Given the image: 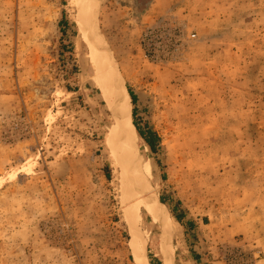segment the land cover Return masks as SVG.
Returning <instances> with one entry per match:
<instances>
[{
    "label": "rangeland",
    "instance_id": "1",
    "mask_svg": "<svg viewBox=\"0 0 264 264\" xmlns=\"http://www.w3.org/2000/svg\"><path fill=\"white\" fill-rule=\"evenodd\" d=\"M97 1L0 0V264H136L132 230L148 264H264V0ZM92 25L161 218L123 208Z\"/></svg>",
    "mask_w": 264,
    "mask_h": 264
},
{
    "label": "bare ground",
    "instance_id": "2",
    "mask_svg": "<svg viewBox=\"0 0 264 264\" xmlns=\"http://www.w3.org/2000/svg\"><path fill=\"white\" fill-rule=\"evenodd\" d=\"M79 1L83 3V7L86 11H82V19L87 17L86 13L90 12L93 4H95L94 2H98L97 0ZM88 17V21L92 19V12ZM87 34L89 35V39L87 38V36L86 38L91 46L92 59L96 63L98 71L103 80H107L109 82L108 84L110 90L115 91V94L111 95L109 99L107 98V105L109 109H111L116 123L113 151L118 166L122 169L123 172V178L120 182V195L123 199V208L126 212V215H129L128 217L131 218V220L135 219L142 205L148 208L149 211L157 218H161L162 213L160 212V206H162V204L159 202V200L151 201L149 196L146 195L144 191V189L146 188H144V185L141 183L142 181L138 177L139 174L137 173V176V174L135 173L137 172V163L135 165H131L130 161H133L129 157H127L128 151L129 153L130 151L135 152L138 136L131 119V104L129 95L126 89L122 87H120L121 91H117V89L119 88L117 73L116 70L113 69V67L115 66L112 67L111 62L108 58V54L106 52L107 50L105 49V45L100 39L99 34L96 32V29L95 27H93V25L91 26L89 32H86V35ZM133 163H135V161ZM131 237V247L134 253V261L136 262V264H148L144 250L139 251L137 248L138 233L136 232V230L131 231Z\"/></svg>",
    "mask_w": 264,
    "mask_h": 264
},
{
    "label": "trees",
    "instance_id": "3",
    "mask_svg": "<svg viewBox=\"0 0 264 264\" xmlns=\"http://www.w3.org/2000/svg\"><path fill=\"white\" fill-rule=\"evenodd\" d=\"M129 96L131 97V101H132V104L134 105L135 102H134V95L132 94V92L129 91ZM135 113V110L133 111ZM134 113H133V116H134ZM133 125L135 126V129H136V132L138 134V136L144 140V142L147 144V146L153 150L154 149V146H153V139H155V134H153L152 132L149 134H144L143 132H141L140 128L137 126V124L135 122H133ZM162 202V200H161ZM177 221L180 223V220L179 218H176Z\"/></svg>",
    "mask_w": 264,
    "mask_h": 264
}]
</instances>
